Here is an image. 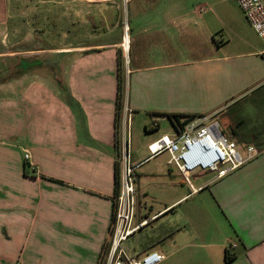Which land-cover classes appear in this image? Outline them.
Here are the masks:
<instances>
[{
  "label": "crops",
  "instance_id": "crops-1",
  "mask_svg": "<svg viewBox=\"0 0 264 264\" xmlns=\"http://www.w3.org/2000/svg\"><path fill=\"white\" fill-rule=\"evenodd\" d=\"M38 2L48 5L43 21L60 27L61 45H32L45 29L31 26L33 0H18L12 13L18 42L0 52L14 69L12 81L0 84V264H98L111 244L117 177L119 189L129 148L123 119L144 117L159 132L167 122L172 132L164 134H172L167 115L218 117L264 86V50L242 52L243 33L254 29L241 8L233 13L217 2L204 12L192 0ZM217 34L220 42L212 39ZM120 54L126 68L118 121ZM54 59L59 78L22 68L25 61L53 67ZM141 166L136 221L156 218L132 236L151 228L137 237L147 240L142 252L125 244L130 255L159 251L161 264H264V150L224 178L195 174L198 192L181 191L184 178L173 168L151 170L141 189Z\"/></svg>",
  "mask_w": 264,
  "mask_h": 264
},
{
  "label": "built area",
  "instance_id": "built-area-1",
  "mask_svg": "<svg viewBox=\"0 0 264 264\" xmlns=\"http://www.w3.org/2000/svg\"><path fill=\"white\" fill-rule=\"evenodd\" d=\"M233 1L239 5L254 31L264 41V0ZM200 11L204 12L206 8L202 7ZM126 41L125 39V44ZM153 127H158V123H154ZM148 151L150 155L147 160L167 153V164L182 174L191 192L202 189L195 188L191 181L195 174L208 172L221 179L259 155L256 147L242 148L235 139L226 135L216 115H200L185 124L175 126L172 134H164L149 144ZM25 159H30L29 153L25 155ZM122 160L123 169L115 196L112 240L105 264H161L165 256L159 251H151L139 258L130 255L125 247L130 237L148 226L156 217L136 221L138 199L135 172L141 164L134 166L131 163L129 148L123 153Z\"/></svg>",
  "mask_w": 264,
  "mask_h": 264
},
{
  "label": "rangeland",
  "instance_id": "rangeland-1",
  "mask_svg": "<svg viewBox=\"0 0 264 264\" xmlns=\"http://www.w3.org/2000/svg\"><path fill=\"white\" fill-rule=\"evenodd\" d=\"M26 0H19V4L24 3ZM39 0H33V6L36 8L38 7V10L36 12V14H34L33 17H30V23L31 26L35 29V28H44L45 30L42 31L40 34L33 36L32 38V45L34 44H40V45H46L47 47H59L62 43V38H61V31H60V27L55 29V28H51L49 27V22L46 23L43 21V13L45 8L48 7L47 4L42 3V2H38ZM223 0H192V6L196 8L202 7L204 5L209 6L210 8H216L213 6V2H217L220 3L222 5V8L230 11V12H237V9L240 8L237 3L235 1L232 0H225L226 2H222ZM8 5L6 7H4L3 2L0 0V27L5 30V34L6 35H0V52L4 51V50H12L13 47V42L15 43L16 41L18 42V37H16V41L15 38L13 36V24L14 22H16V20H13V8L15 7V5L17 4L18 0H7ZM32 5V4H31ZM205 6V7H207ZM6 8L8 11V14H4V16L2 17L1 11L2 9ZM3 9V11H4ZM5 9V10H6ZM40 10V12H39ZM241 10V9H240ZM242 11V10H241ZM123 13H124V18L126 15V9L123 8ZM212 16V14L210 13H206L203 15V19L206 21L208 18H210ZM28 21V20H27ZM201 21L203 20H199V15L196 14V22H197V29L201 30ZM5 22L4 25L1 26V23ZM221 35L222 34H217V35H213L212 39L214 38V40L216 42H220L221 41ZM226 38V36H225ZM243 39L244 41L242 42L244 46V48L242 49L243 53H246L248 51H251V49H254L255 51H262L264 50V41L259 37V35L254 31H247L245 33H243ZM73 38L71 37L70 41H72ZM207 40L211 41V38L209 36H207ZM209 43V42H208ZM126 57V56H125ZM261 59V58H260ZM50 63V61H48ZM53 67H46L43 62H23V69H28L29 66L31 67V69H35V75L39 77H42L44 74H48L51 73L52 76H56L59 78L60 76V69L57 68V66H59V60L54 59L53 60ZM37 64L41 65L42 67L37 68ZM124 68H126V58H124V62H123ZM53 70V73H52ZM13 59L10 56H7L5 58H2L0 56V84L2 83H8L10 81H12L13 78ZM249 96L253 95V92L251 94H248ZM254 97L253 98H249L247 100H245L244 102H241L236 109H242V112L247 113L249 118L251 120L254 121L257 119H260L263 123L264 126V104H262V107L260 109L257 108L256 103L254 102ZM263 113V114H262ZM218 118L219 121L222 125L223 131L225 132V134L229 135L228 132V127L229 126H234V124H236V122L234 123L235 120V115L229 113L228 108L224 109V111L220 114H218ZM144 117L141 116H131L129 117V123H128V119L126 118L123 119V122L121 123V132L123 135V131L126 130V135L128 134L129 136V154L131 157V163L135 166V162L137 160H145L149 157L150 153L148 151V146L149 144H151L152 142L156 141L157 139H159L164 133H171V125L168 124L167 122H163L162 123V127H161V131L159 132L158 128H154V129H150V125L147 126V124L144 122ZM127 125H129V129L127 130ZM128 131V132H127ZM237 141V140H236ZM238 142V141H237ZM126 143V142H125ZM168 159H169V155L167 153L162 154L161 156L157 157V158H153L150 161H147L145 163L142 164L141 168L138 170L140 177V187L141 189H145L148 187L149 184V179L147 178V174L148 172H150L151 170H157V172H162V171H167L169 168H173V171L176 175H178V170H176V168L174 167H170L167 163H168ZM123 169V160L121 163V170ZM208 173V172H207ZM192 183L194 185L198 184V181L196 178H192L191 179ZM181 186L183 187L181 189V191H188L189 190V186L188 184H186L184 182V184H181ZM180 190V189H179ZM187 203H192V200L188 201ZM150 229H146L143 232H140L137 234V236L132 237L127 244L128 246L131 247V249L134 252L140 253L144 250V248L147 245V240H139L137 242V237H141V235H144V237H147V235H151L152 232H150ZM141 239V238H140ZM131 251V252H133Z\"/></svg>",
  "mask_w": 264,
  "mask_h": 264
},
{
  "label": "trees",
  "instance_id": "trees-1",
  "mask_svg": "<svg viewBox=\"0 0 264 264\" xmlns=\"http://www.w3.org/2000/svg\"><path fill=\"white\" fill-rule=\"evenodd\" d=\"M118 71H119V89H118V106H117V117L119 121V117L121 118L122 112V103L125 97V80L124 77V66H123V58L120 54L119 63H118ZM254 97V102L258 109L262 107L264 104V86H261L253 91V95L246 96L245 98L239 99L233 102L229 107V113L235 115L234 126L229 127V134L232 138L237 140L242 144H254L259 150H264V126L260 119L254 121L251 120L247 113L242 112V109H236L237 106L244 102L249 98ZM263 114V113H262ZM200 115H167L168 118L171 119L174 126L182 125L187 123L193 118H196ZM116 190L118 191V177H117V185ZM107 248H105L100 256L99 263L103 264L104 259L108 253ZM232 258L228 257L226 259L227 262H230Z\"/></svg>",
  "mask_w": 264,
  "mask_h": 264
},
{
  "label": "bare ground",
  "instance_id": "bare-ground-1",
  "mask_svg": "<svg viewBox=\"0 0 264 264\" xmlns=\"http://www.w3.org/2000/svg\"><path fill=\"white\" fill-rule=\"evenodd\" d=\"M127 41H126V44H125V46L127 47L128 46V39H126Z\"/></svg>",
  "mask_w": 264,
  "mask_h": 264
}]
</instances>
